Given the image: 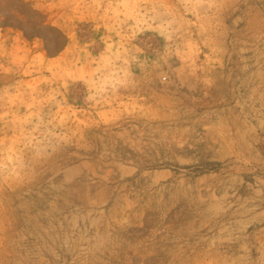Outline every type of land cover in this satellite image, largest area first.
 Instances as JSON below:
<instances>
[{
	"label": "rangeland",
	"instance_id": "obj_1",
	"mask_svg": "<svg viewBox=\"0 0 264 264\" xmlns=\"http://www.w3.org/2000/svg\"><path fill=\"white\" fill-rule=\"evenodd\" d=\"M0 264H264V0H0Z\"/></svg>",
	"mask_w": 264,
	"mask_h": 264
}]
</instances>
